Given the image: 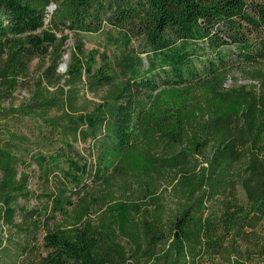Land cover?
<instances>
[{"label":"trees","instance_id":"obj_1","mask_svg":"<svg viewBox=\"0 0 264 264\" xmlns=\"http://www.w3.org/2000/svg\"><path fill=\"white\" fill-rule=\"evenodd\" d=\"M83 34L123 53H88ZM235 55L264 63V0H0V264L264 258V71L226 88ZM170 89L175 101L147 107L146 93ZM103 128L114 153H140L141 172L107 178L108 151L86 147ZM165 175L168 207L155 190L153 210L108 206L118 228L92 220L115 188Z\"/></svg>","mask_w":264,"mask_h":264},{"label":"rangeland","instance_id":"obj_2","mask_svg":"<svg viewBox=\"0 0 264 264\" xmlns=\"http://www.w3.org/2000/svg\"><path fill=\"white\" fill-rule=\"evenodd\" d=\"M52 13L53 11L50 10ZM85 42L86 49L89 52L92 51H98L100 53H103L105 51L108 52V55L110 56V59L115 62L119 56L123 53L124 48L118 49L115 45H108L107 40L105 38V34H83L81 35ZM132 47L135 49L137 54L144 60V66L141 69L142 75H147V54L143 53L145 52V46L143 42L133 40ZM128 51V50H127ZM126 51V52H127ZM67 55L64 58V65L65 67H61V73H66L68 69V64L71 60V54L74 52V41L72 35H70V40L67 44ZM242 59L239 58L238 55H235L234 57H231V59L228 60L229 64L232 66V72L229 76L228 82L226 84V88H232L234 86H240V85H247L250 86L254 84L249 78L248 74L252 73L254 70L260 68L262 71H264V63L260 62L258 66L256 65H248L244 64ZM37 61L33 65V69L37 66ZM258 67V68H257ZM121 80L122 75H118ZM178 90H166L160 93H146V104L147 107H155V106H162L163 104H169L175 101L179 94L177 92ZM27 96V91H18L15 94L16 99L19 101L22 100L23 97ZM81 96L89 99L94 100V96L91 93H87L86 89L84 88L82 90ZM111 134V132L108 129H102L99 132L98 138L96 140H91L90 143L86 146L87 148H90L91 151H93L96 155L106 152V167L109 168V172H106L107 178H110V174L116 169V167L120 166L121 164L128 166L131 168V171L135 172H141L142 170V162L141 155L137 151H125L123 153H114L110 148V140L108 139V136ZM80 148L83 146L79 145ZM91 161H94L91 159ZM159 182V183H158ZM170 178L169 176L165 175L163 178L158 181V179L154 182L152 181H143L142 190L140 189V186L137 188V191L132 194H124L121 189L115 188L113 191V194L111 198H108L106 200L107 206H105V203L103 205H100L96 207L95 213L92 216V220L95 224L98 225H106L110 228H118V226L121 223V219L114 215L113 212H108V206H115L118 202H131L136 203L139 202L142 204V209L144 210H153V196H157L158 194L162 196L163 202H165L168 207L172 204V197L170 193ZM86 186L88 189H90L92 192L96 191L100 188L99 184H95L92 181H87ZM160 187V188H159ZM168 189L167 192H165ZM156 190V194H153L152 192ZM162 202V201H161ZM121 245H123L127 250H130L131 246L123 239L118 240ZM202 264H228L224 262L221 259H213L209 261H204ZM230 264H238V263H230ZM239 264H264V258L262 257H256L252 262L245 263V260L239 259Z\"/></svg>","mask_w":264,"mask_h":264},{"label":"water","instance_id":"obj_3","mask_svg":"<svg viewBox=\"0 0 264 264\" xmlns=\"http://www.w3.org/2000/svg\"><path fill=\"white\" fill-rule=\"evenodd\" d=\"M50 10H51V11H54V10H55V7L52 6V7L50 8ZM61 67H65V65L63 64Z\"/></svg>","mask_w":264,"mask_h":264}]
</instances>
